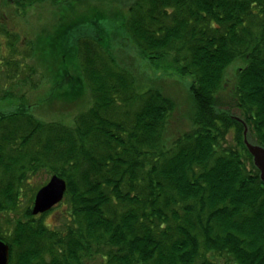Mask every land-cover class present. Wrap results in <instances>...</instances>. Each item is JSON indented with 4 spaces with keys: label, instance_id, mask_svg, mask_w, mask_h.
Here are the masks:
<instances>
[{
    "label": "trees",
    "instance_id": "obj_1",
    "mask_svg": "<svg viewBox=\"0 0 264 264\" xmlns=\"http://www.w3.org/2000/svg\"><path fill=\"white\" fill-rule=\"evenodd\" d=\"M76 1L0 0V104L12 105L0 109V217L17 258L264 264V183L245 144L264 148V0H127L117 44L138 67L105 42L103 14L97 34L72 21L19 48L1 10ZM163 76L189 79L183 114ZM65 77L90 107L71 125L38 118L40 106L73 104ZM46 80L51 92L31 103ZM176 116L185 129L173 130ZM39 174L67 183L53 227L31 216Z\"/></svg>",
    "mask_w": 264,
    "mask_h": 264
},
{
    "label": "rangeland",
    "instance_id": "obj_2",
    "mask_svg": "<svg viewBox=\"0 0 264 264\" xmlns=\"http://www.w3.org/2000/svg\"><path fill=\"white\" fill-rule=\"evenodd\" d=\"M127 3V0H78L76 2H71L65 4V7L62 9H55L52 8L48 4H39L34 5V7H29L26 9L16 10L14 7L9 6H3L1 10L7 14V23L10 26L9 28H13L14 31H16L19 34V38H21V41L23 44L19 43V48L25 47L26 43H29L31 40L30 47L33 46V43H35V46L37 47V38L47 37L48 39H52L55 37V31H57L60 27L61 30L66 29L69 27V24H71L72 21L79 23V24H87L82 27L83 32L87 31L91 32L92 34H97V30L100 29V24L97 23V21H94L93 19L99 18L100 16L105 15L109 17L108 19V31L105 27V31H102L101 34H105V42L110 45V47L113 45V47H117L116 49V55L120 59V62L124 61L125 63H128L129 65L132 64V67H138L136 62L137 54L130 49H125L124 51H121L120 44L119 43V28L121 27L123 22V16L124 13L128 12V9H126L125 4ZM106 32V33H104ZM108 32H110L108 34ZM48 34H51L49 36H46ZM5 42V47H8ZM72 45V43H70ZM70 46V53L69 57L71 60L74 61V56L72 53V48ZM14 46V45H13ZM16 46V45H15ZM14 46V47H15ZM64 74L68 71L72 72L71 68L68 69V65H64L63 67ZM73 74V73H72ZM65 81L63 82V86L60 87L63 89L64 97L65 99H71V97H74V86H71V78L65 77ZM190 82L189 79H181L178 77H169V76H163V82L161 84L164 85L166 94L171 96L178 105L177 113L183 114L186 108H188L187 100H188V93L186 88V83ZM51 85L49 84V80L46 84L43 86V88H40L39 91H34L30 94L31 103L36 102L37 99L41 97H47L48 93L51 92ZM81 95L78 97H74L75 100L72 102H69L68 105L61 104L60 102H56L53 107H49L47 104L43 107L40 106L37 109L33 110L35 111V115H37L38 118H41L45 121H57L62 122L65 125H71L73 124V121L79 113L87 110L90 107L91 100L89 95H85V97L80 98ZM77 103V104H76ZM11 104V103H10ZM10 104H0V109L5 110L9 107L11 108L12 105ZM15 104V103H12ZM70 106V107H66ZM178 116V114H177ZM176 116V122L173 125L174 131H181L185 129V125H188L185 123V121L182 123L181 121L177 120ZM175 119V118H174ZM51 176L45 175V174H39L37 177L32 178V184L30 185L31 188H37L36 192L43 187L45 184L48 183ZM32 193L28 192L25 194V197L21 199V206L27 205V199L33 197L31 195ZM36 194V193H35ZM35 196V195H34ZM30 199V200H31ZM29 203V201H28ZM31 205V204H30ZM63 210V207L57 206L50 212L44 214V215H38L35 217L37 220H41L44 225L48 226H55V224L58 222L59 213ZM22 212L23 209H22ZM23 214V213H22ZM21 215V213H20ZM14 218H20V217H14ZM8 221L6 216L0 217V233L5 234V231H10L8 225L5 224V222Z\"/></svg>",
    "mask_w": 264,
    "mask_h": 264
},
{
    "label": "water",
    "instance_id": "obj_3",
    "mask_svg": "<svg viewBox=\"0 0 264 264\" xmlns=\"http://www.w3.org/2000/svg\"><path fill=\"white\" fill-rule=\"evenodd\" d=\"M245 132V131H244ZM246 136V132H245ZM245 144L249 150L248 153L253 157V163L260 172L261 180L264 183V148L253 145L245 139ZM57 175L51 176L48 183L41 187L35 195L32 206V216L45 214L51 211L54 207L59 205L64 199L65 192H67V183ZM8 246L0 242V251L3 250L2 256L0 255V264L8 262Z\"/></svg>",
    "mask_w": 264,
    "mask_h": 264
},
{
    "label": "flooded vegetation",
    "instance_id": "obj_4",
    "mask_svg": "<svg viewBox=\"0 0 264 264\" xmlns=\"http://www.w3.org/2000/svg\"><path fill=\"white\" fill-rule=\"evenodd\" d=\"M8 236H6V233L5 234H1L0 233V242L3 243V245L5 244L6 246H8V262L6 264H23L22 263V260L20 258H17V255H16V251L15 249L12 250L11 249V246H10V242L8 241L7 239ZM3 254V250L0 251V255L2 256Z\"/></svg>",
    "mask_w": 264,
    "mask_h": 264
}]
</instances>
